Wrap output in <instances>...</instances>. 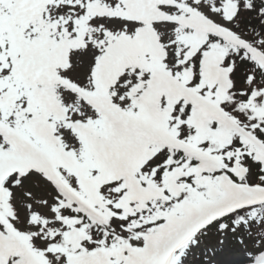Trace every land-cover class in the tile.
Returning a JSON list of instances; mask_svg holds the SVG:
<instances>
[{
	"label": "snow or ice",
	"instance_id": "6c2138e0",
	"mask_svg": "<svg viewBox=\"0 0 264 264\" xmlns=\"http://www.w3.org/2000/svg\"><path fill=\"white\" fill-rule=\"evenodd\" d=\"M0 264H264V0H0Z\"/></svg>",
	"mask_w": 264,
	"mask_h": 264
},
{
	"label": "rangeland",
	"instance_id": "374dc122",
	"mask_svg": "<svg viewBox=\"0 0 264 264\" xmlns=\"http://www.w3.org/2000/svg\"><path fill=\"white\" fill-rule=\"evenodd\" d=\"M222 259H224V260H231V259H234V257H231V256H228V255H225V256H223L222 257Z\"/></svg>",
	"mask_w": 264,
	"mask_h": 264
}]
</instances>
